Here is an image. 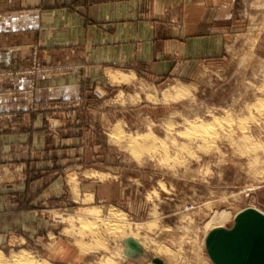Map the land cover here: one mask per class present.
<instances>
[{"label": "rangeland", "instance_id": "obj_1", "mask_svg": "<svg viewBox=\"0 0 264 264\" xmlns=\"http://www.w3.org/2000/svg\"><path fill=\"white\" fill-rule=\"evenodd\" d=\"M27 8L37 16L15 39L34 43L20 50L31 61L0 70L22 80L0 91L22 106L0 145V215H14L0 219V264H214L209 226L264 213V0ZM66 41L81 61H67ZM121 72L132 82L111 78Z\"/></svg>", "mask_w": 264, "mask_h": 264}, {"label": "crops", "instance_id": "obj_2", "mask_svg": "<svg viewBox=\"0 0 264 264\" xmlns=\"http://www.w3.org/2000/svg\"><path fill=\"white\" fill-rule=\"evenodd\" d=\"M23 1V2H22ZM33 4V5H32ZM37 5V0H0V13L3 15H10V16H16L17 19H15L14 21L12 19H10L9 21H7V19H0V70H6V69H20V67L24 64L29 63L30 60V56H26V55H21V49L23 48H28V47H32L34 45V43H31L30 41H18L15 38L19 37V35H22L23 33H20L21 31H28L27 29L31 26V21H32V15L33 16H37V12L36 11H32L29 10L27 7H32ZM33 12V13H32ZM35 12V13H34ZM11 23L13 25H17V28L14 30V28H10L9 26H12ZM128 24V23H127ZM126 24V25H127ZM22 25V26H21ZM77 27H72L75 29L72 30H78V35L77 38L74 42L78 43L79 46H76L75 43L70 42V41H66L65 45H67L68 50H67V61H72V62H76V60L81 61V53L82 51H77L76 55L74 54L75 51L73 49H71V45L75 44L74 46L77 47V49H81L80 44H82V39L84 38L82 33H81V28L83 26V21L82 19H79V21L76 24ZM34 28V27H33ZM118 30V27H115V31ZM94 34V31H91ZM107 33H112L115 34L114 31H109V32H105V34ZM128 42V40L126 41ZM38 44V43H37ZM94 44V43H93ZM41 45V44H40ZM101 45V44H100ZM48 47L50 45H41V47ZM73 46V47H74ZM129 45H124L125 48H127ZM108 47V46H107ZM111 46H109L108 48H110ZM102 49L101 46H97L95 50H99ZM94 50V51H95ZM94 51L91 52V54L93 55ZM90 55V59H86V64H92L93 66L91 67H96L94 65V63L97 62V64H99V62L102 60V58L95 57V55ZM89 58V57H88ZM131 57H127L125 55L124 58H122V60L124 61H128L131 60ZM46 63L48 62H52L53 57L52 56H46L45 59ZM70 75L64 76L63 80H65V83L63 84L64 89L65 88H69L68 86H70V79H69ZM50 80H52L49 76H45L43 77V79H37L35 81V88L37 87L38 89V85L40 86V88H45L48 89V83L50 82ZM67 80V81H66ZM21 77L20 78H16L14 81H7L6 79L4 81L0 82V91H3L8 87H13V89H20L21 88ZM42 85V87H41ZM22 111V106H21V102L20 101H14L13 103H9L6 104L4 101L0 102V114H2V119L0 118V145L5 143V137H6V130L5 128L7 127V125H9L12 128H19L20 127V113ZM9 112L12 113L10 119L8 120L7 123V119L3 118V115H5L4 113ZM19 120V122H18ZM19 133V131L17 130H13V133H11L14 137L15 136H19L17 135ZM13 214H11L9 211L7 212H3L0 215V219H4L5 221L8 220V218L13 217ZM3 238V239H2ZM6 236L1 237L0 236V244L6 242Z\"/></svg>", "mask_w": 264, "mask_h": 264}, {"label": "water", "instance_id": "obj_3", "mask_svg": "<svg viewBox=\"0 0 264 264\" xmlns=\"http://www.w3.org/2000/svg\"><path fill=\"white\" fill-rule=\"evenodd\" d=\"M205 250L214 264H264V213L248 207L230 227H214L205 236ZM156 264H163L155 259Z\"/></svg>", "mask_w": 264, "mask_h": 264}, {"label": "bare ground", "instance_id": "obj_4", "mask_svg": "<svg viewBox=\"0 0 264 264\" xmlns=\"http://www.w3.org/2000/svg\"><path fill=\"white\" fill-rule=\"evenodd\" d=\"M115 75H117V74H115ZM111 78L112 79H115V81L117 80V81H121V80H123V81H125V82H128V81H131L132 80V78H133V76L131 75V74H127V73H123V72H121V74H119V75H117V76H111ZM132 82V81H131ZM167 90V89H166ZM165 90V91H166ZM264 90V89H263ZM164 91V92H165ZM185 91V87L184 86H182V84H176V85H174L173 84V86H171V88L169 89V91L168 92H171V94L173 93V94H178V93H181V92H184ZM151 98V97H150ZM263 111H264V105H263ZM257 112V111H256ZM258 114V113H257ZM225 124V123H224ZM225 128V127H224ZM227 129V128H226ZM240 130V129H239ZM241 131V130H240ZM226 134H228V132L226 133ZM208 135V134H207ZM195 138H197V137H195ZM199 143V142H198ZM254 145V144H253ZM114 215H117V213L116 214H114ZM221 216H224L223 214H221ZM217 222H220V221H217ZM217 222H215V223H217ZM215 226H217V225H212L211 224V227L209 226V228H208V230H210V229H212V228H214Z\"/></svg>", "mask_w": 264, "mask_h": 264}]
</instances>
